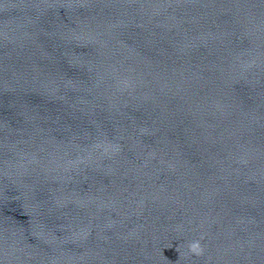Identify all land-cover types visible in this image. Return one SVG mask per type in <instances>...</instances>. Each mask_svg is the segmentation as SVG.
<instances>
[{
    "label": "water",
    "instance_id": "95a60500",
    "mask_svg": "<svg viewBox=\"0 0 264 264\" xmlns=\"http://www.w3.org/2000/svg\"><path fill=\"white\" fill-rule=\"evenodd\" d=\"M0 264H264V0H0Z\"/></svg>",
    "mask_w": 264,
    "mask_h": 264
},
{
    "label": "clouds",
    "instance_id": "9594fccd",
    "mask_svg": "<svg viewBox=\"0 0 264 264\" xmlns=\"http://www.w3.org/2000/svg\"><path fill=\"white\" fill-rule=\"evenodd\" d=\"M188 251L194 255V256H202L204 253V248L202 246V243L197 240V241H192L188 244Z\"/></svg>",
    "mask_w": 264,
    "mask_h": 264
}]
</instances>
